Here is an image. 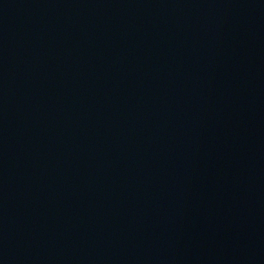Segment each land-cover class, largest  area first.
Listing matches in <instances>:
<instances>
[{
	"label": "water",
	"instance_id": "1",
	"mask_svg": "<svg viewBox=\"0 0 264 264\" xmlns=\"http://www.w3.org/2000/svg\"><path fill=\"white\" fill-rule=\"evenodd\" d=\"M0 264H264V0H0Z\"/></svg>",
	"mask_w": 264,
	"mask_h": 264
}]
</instances>
